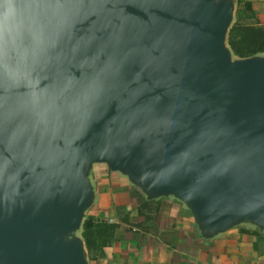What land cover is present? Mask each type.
<instances>
[{"label":"water","instance_id":"95a60500","mask_svg":"<svg viewBox=\"0 0 264 264\" xmlns=\"http://www.w3.org/2000/svg\"><path fill=\"white\" fill-rule=\"evenodd\" d=\"M230 21L225 1L0 0V264H83L61 238L92 161L264 226V60L227 64Z\"/></svg>","mask_w":264,"mask_h":264},{"label":"crops","instance_id":"0c3cea01","mask_svg":"<svg viewBox=\"0 0 264 264\" xmlns=\"http://www.w3.org/2000/svg\"><path fill=\"white\" fill-rule=\"evenodd\" d=\"M229 1L230 26L237 0ZM240 1L248 2L264 25V0ZM248 58L264 60V52ZM83 179L88 202L72 238L81 244L83 264H264V226L256 221L208 225L182 195L155 193L105 161L85 164ZM87 218L109 231L95 238L104 245L90 252L81 237Z\"/></svg>","mask_w":264,"mask_h":264},{"label":"trees","instance_id":"16d2710c","mask_svg":"<svg viewBox=\"0 0 264 264\" xmlns=\"http://www.w3.org/2000/svg\"><path fill=\"white\" fill-rule=\"evenodd\" d=\"M225 42L232 55L239 59L264 52V25L257 21L248 2L237 0L234 19L226 31ZM81 229V237L88 252L90 249H100L104 242L95 238L109 232L104 227L98 229L90 218L84 219Z\"/></svg>","mask_w":264,"mask_h":264},{"label":"rangeland","instance_id":"374dc122","mask_svg":"<svg viewBox=\"0 0 264 264\" xmlns=\"http://www.w3.org/2000/svg\"><path fill=\"white\" fill-rule=\"evenodd\" d=\"M90 1H97V0H90ZM222 1H225L226 4L227 3L228 4L230 3L229 0H206V2L208 4H211V5H216L218 2H222ZM224 36H226V32L223 34V37ZM223 39L225 40V37ZM224 40H223V42H224ZM223 46H224V49L226 51V54L225 55L227 56V59H228L227 64H233L234 62L240 60L239 58H237V57H235V56L232 55V53L230 52V50L228 49V47L226 45V42H224ZM74 229L75 228H71L70 230H68V232H66L62 236V238H61V243L62 244H67V243H69L71 241V239L74 236V233H76V231Z\"/></svg>","mask_w":264,"mask_h":264}]
</instances>
